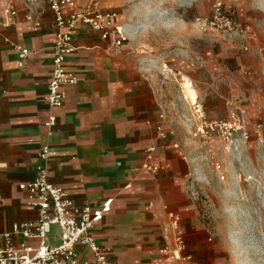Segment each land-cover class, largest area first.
I'll return each instance as SVG.
<instances>
[{"label": "crops", "instance_id": "0c3cea01", "mask_svg": "<svg viewBox=\"0 0 264 264\" xmlns=\"http://www.w3.org/2000/svg\"><path fill=\"white\" fill-rule=\"evenodd\" d=\"M4 8L16 15L10 27H0V233L38 219L19 185L33 181L36 166L42 164L48 181L66 190L75 207L112 200L110 212L91 235L113 264H165L159 249L167 212L181 218L179 233L186 253L210 251L211 217L201 208L205 190L197 183L196 159L175 153L168 118L160 119L162 100L155 82L138 70L127 43L113 47L99 33L78 24L72 41L75 51L66 61L77 82L65 87L62 106L50 109L45 96L54 15L45 1L28 8L23 0H4L0 18ZM17 47L28 51L22 67ZM175 101L169 95L168 111ZM50 114L56 117L51 132L44 127ZM157 125L165 139L158 136ZM42 144L55 153L46 161L39 158ZM151 146L156 147L160 165L156 177L141 169ZM58 237V228L52 227L47 244L57 245ZM12 243L37 245L19 235ZM76 251L83 259L92 258L85 247L77 246Z\"/></svg>", "mask_w": 264, "mask_h": 264}, {"label": "rangeland", "instance_id": "374dc122", "mask_svg": "<svg viewBox=\"0 0 264 264\" xmlns=\"http://www.w3.org/2000/svg\"><path fill=\"white\" fill-rule=\"evenodd\" d=\"M106 2L121 14L127 28L131 26L125 48L142 75L155 82L164 117L180 148L175 153L196 159L199 168L197 183L205 190L201 208L211 217L210 251L186 253L185 243V253L191 264H229L223 246L227 218L222 213L226 160L236 141L246 142L253 159L264 144V1ZM163 66L181 72L182 80L165 75ZM184 78L197 94L200 119L186 99ZM171 94L176 101L168 111ZM197 122L203 124L202 137L193 135Z\"/></svg>", "mask_w": 264, "mask_h": 264}, {"label": "built area", "instance_id": "2783aa9c", "mask_svg": "<svg viewBox=\"0 0 264 264\" xmlns=\"http://www.w3.org/2000/svg\"><path fill=\"white\" fill-rule=\"evenodd\" d=\"M28 8L36 3L45 1L54 15V41L51 47V71L47 84L45 102L50 109L62 106L65 100V87L77 82L75 73L67 69L66 61L74 53L72 45L74 31L78 24L88 26L100 34L101 39L107 40L113 47L119 48L129 40V32L121 14L106 4V0H23ZM16 12L10 8L3 9L0 27H10ZM30 20V18H28ZM18 66L22 67L28 56V51L22 47L16 48ZM165 75L182 73L167 69L163 66ZM199 106V105H198ZM192 111L198 119L203 117L200 110ZM164 119V114L160 115ZM200 123V122H199ZM56 125V117L50 114L44 122V127L51 132ZM206 126V125H205ZM211 128V127H210ZM212 129V128H211ZM194 137H202L203 124H196ZM161 139L166 135L161 125L156 126ZM178 148L176 144L173 145ZM156 147L145 150V158L141 165L142 171L156 177L160 170L159 162L155 159ZM55 153L47 144H42L39 158L46 161ZM35 179L19 185L26 191V205L35 209L38 219L35 222H25L12 227L11 233H0V264H113L106 255L103 247L98 245L91 233L94 227L110 212L111 199H106L96 207L88 204L75 207L66 190L48 181L47 167L39 164L35 168ZM128 186V185H127ZM193 194L194 200H197ZM164 243L159 249V255L165 264H191V256L185 253V241L179 233L181 218L176 213L167 212ZM52 227L59 230L58 244L50 246L47 239ZM19 235L23 241H35L36 246L25 243L15 247L12 237ZM85 247L92 258L83 259L76 247Z\"/></svg>", "mask_w": 264, "mask_h": 264}, {"label": "clouds", "instance_id": "9594fccd", "mask_svg": "<svg viewBox=\"0 0 264 264\" xmlns=\"http://www.w3.org/2000/svg\"><path fill=\"white\" fill-rule=\"evenodd\" d=\"M234 143L235 151L226 160L222 201L227 218L224 251L229 264H264V144L253 159L244 140Z\"/></svg>", "mask_w": 264, "mask_h": 264}, {"label": "bare ground", "instance_id": "6f19581e", "mask_svg": "<svg viewBox=\"0 0 264 264\" xmlns=\"http://www.w3.org/2000/svg\"><path fill=\"white\" fill-rule=\"evenodd\" d=\"M128 28L130 29L131 26L128 24L127 25ZM130 31V30H129ZM182 80V78H181ZM182 86L184 88V91H185V96H186V99L188 100L189 103L193 104V106L195 108H199V106L197 105L196 101H197V94L196 92L193 90L191 84H190V81L188 79H183L182 81Z\"/></svg>", "mask_w": 264, "mask_h": 264}]
</instances>
